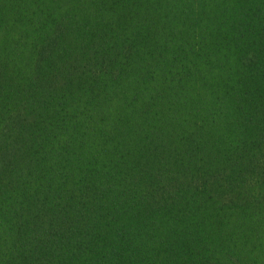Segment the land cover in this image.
<instances>
[{
  "label": "trees",
  "instance_id": "1",
  "mask_svg": "<svg viewBox=\"0 0 264 264\" xmlns=\"http://www.w3.org/2000/svg\"><path fill=\"white\" fill-rule=\"evenodd\" d=\"M0 264H264V0H0Z\"/></svg>",
  "mask_w": 264,
  "mask_h": 264
}]
</instances>
